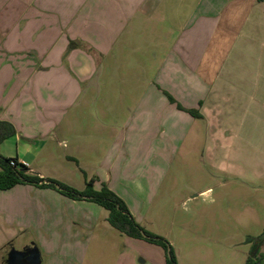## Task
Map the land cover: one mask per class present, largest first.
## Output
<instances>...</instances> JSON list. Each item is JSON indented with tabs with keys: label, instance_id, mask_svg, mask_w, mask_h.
<instances>
[{
	"label": "rangeland",
	"instance_id": "1",
	"mask_svg": "<svg viewBox=\"0 0 264 264\" xmlns=\"http://www.w3.org/2000/svg\"><path fill=\"white\" fill-rule=\"evenodd\" d=\"M136 73L140 81L120 86L114 71L106 72L108 85L100 88V97L107 104L95 101L98 93L92 91L82 106L92 123L100 117L122 126L119 133L116 128V134L99 138L92 124L85 130L91 135L85 146L69 141L68 150L67 142L59 145L55 135L45 134L31 142L4 141L0 154L18 156L35 171L81 191L92 178L100 190L108 172L111 190L144 230L171 245L177 264H245L264 252V143L246 142V119L243 129H220V116L236 124L233 104H222L209 126L197 104L162 95L155 70ZM146 91L153 97H142ZM42 92L53 99L70 94L64 86H44ZM71 156L80 157L79 167ZM51 192L34 195L41 193L30 186L0 191V207L10 209L0 217V245L7 234L34 240L43 264H166L162 246L116 231L103 207L86 201L97 208L91 209ZM13 194L24 198L19 202Z\"/></svg>",
	"mask_w": 264,
	"mask_h": 264
},
{
	"label": "crops",
	"instance_id": "2",
	"mask_svg": "<svg viewBox=\"0 0 264 264\" xmlns=\"http://www.w3.org/2000/svg\"><path fill=\"white\" fill-rule=\"evenodd\" d=\"M112 70L120 86L140 81L138 71L148 75L149 70H155L162 95L197 104L209 126L222 104H233L236 124H228L227 117L220 116V129L227 133L230 128L243 129L246 119V142L264 143L263 2L0 0V120L16 128V134L6 141L23 138L31 142L34 136L48 134V138L55 135L59 145L70 141L85 146V136H91L85 130L92 124L96 137L112 136L116 128L119 133L122 126L100 117L92 118V123L82 109L92 91L98 93L95 101L107 104L100 97V88L106 86V72ZM127 71L132 74L128 76ZM44 86H64L70 94L53 99L43 95ZM146 93L142 97H153ZM50 103L59 106L49 108ZM66 148L70 150L69 145ZM70 158L79 167L80 157ZM28 168L50 178L42 170ZM103 177L102 182L114 190L109 183L111 175L104 171ZM25 186L41 193L34 195H53V189L25 184L9 190ZM13 195L20 196L16 197L19 202L24 198V194ZM60 197L97 210L85 204L87 200ZM8 210L1 206L0 217ZM20 239V235L4 237L0 264H6L11 253L27 248H37L43 264L34 240L26 243Z\"/></svg>",
	"mask_w": 264,
	"mask_h": 264
},
{
	"label": "trees",
	"instance_id": "3",
	"mask_svg": "<svg viewBox=\"0 0 264 264\" xmlns=\"http://www.w3.org/2000/svg\"><path fill=\"white\" fill-rule=\"evenodd\" d=\"M264 3V0H258ZM170 100L173 99L170 97ZM178 108L181 109V106ZM196 117H201L196 110H189ZM16 134L15 126L5 120H0V145ZM12 161L16 165H12ZM95 179L86 183L84 190L61 183L55 179L42 178L31 172L27 165L19 162L17 158L5 157L0 154V190H9L19 184L32 185L38 188L56 190L63 196L73 200H87L94 202L108 212V222L120 233L134 239H145L151 243L162 246L166 252V264H177L176 256L171 245L162 237H158L144 230L128 209L125 201L103 183L100 190L94 189ZM264 242V234L261 237ZM245 264H264V252L250 256Z\"/></svg>",
	"mask_w": 264,
	"mask_h": 264
},
{
	"label": "water",
	"instance_id": "4",
	"mask_svg": "<svg viewBox=\"0 0 264 264\" xmlns=\"http://www.w3.org/2000/svg\"><path fill=\"white\" fill-rule=\"evenodd\" d=\"M30 257H29V263L28 264H41L42 260H41V256H40V252L37 248L31 249L30 250ZM29 251V252H30ZM21 255V256H25L26 254L28 255L29 253L25 250V251H16L14 253H11L10 255Z\"/></svg>",
	"mask_w": 264,
	"mask_h": 264
},
{
	"label": "flooded vegetation",
	"instance_id": "5",
	"mask_svg": "<svg viewBox=\"0 0 264 264\" xmlns=\"http://www.w3.org/2000/svg\"><path fill=\"white\" fill-rule=\"evenodd\" d=\"M25 250L29 253L28 255L27 254L25 256L16 255V254L13 256L9 255V257L5 260L6 264H28L31 248H27Z\"/></svg>",
	"mask_w": 264,
	"mask_h": 264
},
{
	"label": "built area",
	"instance_id": "6",
	"mask_svg": "<svg viewBox=\"0 0 264 264\" xmlns=\"http://www.w3.org/2000/svg\"><path fill=\"white\" fill-rule=\"evenodd\" d=\"M20 162V161H19ZM20 163H22V164H24V165H27L25 162H20ZM12 165H16V162L15 161H12Z\"/></svg>",
	"mask_w": 264,
	"mask_h": 264
}]
</instances>
